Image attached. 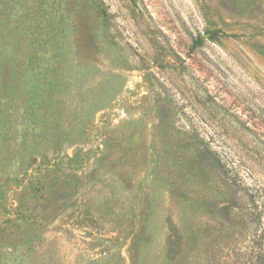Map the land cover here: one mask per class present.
Returning <instances> with one entry per match:
<instances>
[{
    "label": "rangeland",
    "instance_id": "374dc122",
    "mask_svg": "<svg viewBox=\"0 0 264 264\" xmlns=\"http://www.w3.org/2000/svg\"><path fill=\"white\" fill-rule=\"evenodd\" d=\"M261 246L264 0H0V264Z\"/></svg>",
    "mask_w": 264,
    "mask_h": 264
},
{
    "label": "trees",
    "instance_id": "16d2710c",
    "mask_svg": "<svg viewBox=\"0 0 264 264\" xmlns=\"http://www.w3.org/2000/svg\"><path fill=\"white\" fill-rule=\"evenodd\" d=\"M201 42H202V38L199 37L196 40L195 46L201 45ZM249 259H250V262H252L253 264H264V250L262 246L260 247L258 251L250 252Z\"/></svg>",
    "mask_w": 264,
    "mask_h": 264
}]
</instances>
